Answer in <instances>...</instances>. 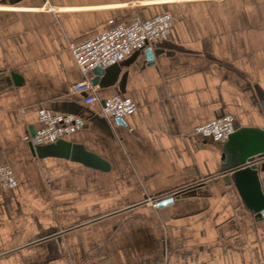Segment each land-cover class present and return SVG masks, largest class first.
<instances>
[{"label":"crops","instance_id":"obj_1","mask_svg":"<svg viewBox=\"0 0 264 264\" xmlns=\"http://www.w3.org/2000/svg\"><path fill=\"white\" fill-rule=\"evenodd\" d=\"M165 13L167 38L126 58L122 95L72 93L71 43ZM118 96L137 112L93 122ZM263 104L264 0H0V164L18 182L0 186V264H264V218L221 173L224 143L195 135L224 117L264 129ZM42 110L80 117L63 139L109 169L40 158Z\"/></svg>","mask_w":264,"mask_h":264},{"label":"built area","instance_id":"obj_2","mask_svg":"<svg viewBox=\"0 0 264 264\" xmlns=\"http://www.w3.org/2000/svg\"><path fill=\"white\" fill-rule=\"evenodd\" d=\"M172 20L173 15L165 13L147 21L134 18L129 23L112 22L111 27L103 33L80 43H71L69 50L84 77L82 82L73 86L72 93L87 94V105L97 102L96 87L92 84L93 72L123 62L135 51H141L166 39ZM137 110L138 106L131 98L118 96L105 101L102 117L106 120L124 119L135 114ZM39 120L42 127L32 139L35 146L54 144L71 135L82 124L81 118L76 115L53 114L46 110L40 112ZM235 132L234 119L224 117L199 127L195 135L226 142ZM17 183L10 166L0 164V186L15 188ZM148 202L153 208H158L156 200L149 199Z\"/></svg>","mask_w":264,"mask_h":264},{"label":"water","instance_id":"obj_3","mask_svg":"<svg viewBox=\"0 0 264 264\" xmlns=\"http://www.w3.org/2000/svg\"><path fill=\"white\" fill-rule=\"evenodd\" d=\"M3 1L16 4L24 0ZM146 55L149 62H154L155 55L151 50H148ZM133 60L134 58H130L106 69H96L93 72V86L100 89L113 87L117 95H122L126 85V74H122V70ZM12 76L17 85H22L20 77L14 74ZM83 96L87 98V94H83ZM104 103L105 101L102 104L104 105ZM92 121L108 123V120L99 117ZM116 122L122 124L123 119H117ZM33 150L40 158L51 156L81 163L87 167L99 168L103 171L109 169V165L104 160L89 152L84 145L66 142L64 139L45 146L33 145ZM223 150L224 160L221 173L230 174L237 190H239L245 208L251 214L264 218V189L261 180V173L264 172V129L236 128V132L223 144ZM174 201L175 197H171L159 202L158 207H168Z\"/></svg>","mask_w":264,"mask_h":264},{"label":"trees","instance_id":"obj_4","mask_svg":"<svg viewBox=\"0 0 264 264\" xmlns=\"http://www.w3.org/2000/svg\"><path fill=\"white\" fill-rule=\"evenodd\" d=\"M186 193H187V190H184V191L180 192V195H186Z\"/></svg>","mask_w":264,"mask_h":264}]
</instances>
